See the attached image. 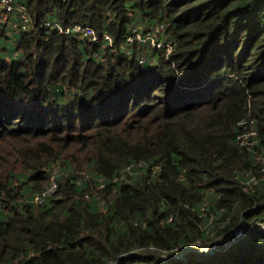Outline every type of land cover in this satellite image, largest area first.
Masks as SVG:
<instances>
[{
  "label": "trees",
  "instance_id": "1",
  "mask_svg": "<svg viewBox=\"0 0 264 264\" xmlns=\"http://www.w3.org/2000/svg\"><path fill=\"white\" fill-rule=\"evenodd\" d=\"M18 1L31 21L0 20V264H264V0ZM159 23L171 52L128 40Z\"/></svg>",
  "mask_w": 264,
  "mask_h": 264
},
{
  "label": "built area",
  "instance_id": "2",
  "mask_svg": "<svg viewBox=\"0 0 264 264\" xmlns=\"http://www.w3.org/2000/svg\"><path fill=\"white\" fill-rule=\"evenodd\" d=\"M4 2H7V0H5ZM8 2H9L8 6L5 7V3H4V6L3 5L1 6L2 8L0 9V11H4L5 13H7L6 12L7 10L13 11L15 9L13 8V4L15 6L20 5V4L18 5L16 1L14 0H8ZM25 8H26L25 6H22L21 8H19V11L23 12L27 16L28 20L27 21L24 19L23 20L24 22L28 23L29 17L26 14ZM45 24L51 29L59 31V32L66 31V32L80 33L85 37L93 39L94 41H97L100 39L99 35L96 33V31L92 27H85V26L76 24L69 28H65L57 21H47ZM139 29H140L139 27L133 29V33L128 38L129 41H134L135 39L142 40V41L147 40V41H150L154 46L166 47L168 52H171L173 50V40L172 39L158 40L157 37L155 36L156 34L164 31L165 29L164 23L155 24L154 27H152V29L149 30L147 34H144ZM104 38L112 42V37L110 35L107 34L104 36ZM126 51L130 52V50H127V49ZM145 59L146 58H141L142 61H144ZM251 134L256 135L257 131L254 130L251 132ZM257 142H258V139H255L253 143H257ZM133 166H134L133 164L128 165V167L125 170H123V174L126 172H129V170H131ZM140 166H145V165L144 163H140ZM57 187H58V181L55 177H53L48 187L41 194L37 195L36 197L37 203H42L49 194L54 193L56 191ZM244 229L243 227H240L234 231L233 235L231 233L230 235H227L223 239L215 241L214 243L205 247L204 252H208L210 254V253H214L217 251L227 250V248L233 245L239 237L245 234L246 231ZM171 258L181 260V259L187 258V256H186L185 251H181L179 249H175L174 251H171V252H162L158 254L156 264H168L171 262L170 260ZM108 264H118V263L116 261H110Z\"/></svg>",
  "mask_w": 264,
  "mask_h": 264
},
{
  "label": "rangeland",
  "instance_id": "3",
  "mask_svg": "<svg viewBox=\"0 0 264 264\" xmlns=\"http://www.w3.org/2000/svg\"><path fill=\"white\" fill-rule=\"evenodd\" d=\"M5 0H2L1 1V3H0V9L2 8L1 6L3 5L4 6V3H5V7H7L8 6V4H9V2H8V0H7V2H4ZM14 1H16V3L19 5V6H15L14 4H13V8H17L18 9V11H19V8H21L22 6H24L25 4L24 3H21V2H19L18 0H14ZM19 15H20V17L22 18V19H24V20H28V18H27V16L23 13V12H19ZM7 13H5L4 11H0V20H3V19H5V18H7ZM28 17H29V15H28ZM31 21V19H30V17H29V22ZM20 24L18 23V26H19ZM14 31H13V29H9L8 30V33H7V35L8 36H10L12 33H13ZM145 42H149V41H147V40H145L144 41V43ZM149 43H151V42H149ZM151 45L152 46H154L152 43H151ZM127 50H129V49H127ZM74 90H72L71 91V96H73V94H74ZM243 229H244V227H243ZM245 230V229H244ZM244 234V233H243ZM216 253V252H215ZM182 260V262L184 263V262H188V260L189 259H187V258H185V259H181Z\"/></svg>",
  "mask_w": 264,
  "mask_h": 264
},
{
  "label": "water",
  "instance_id": "4",
  "mask_svg": "<svg viewBox=\"0 0 264 264\" xmlns=\"http://www.w3.org/2000/svg\"><path fill=\"white\" fill-rule=\"evenodd\" d=\"M234 234V232L232 233V235Z\"/></svg>",
  "mask_w": 264,
  "mask_h": 264
}]
</instances>
